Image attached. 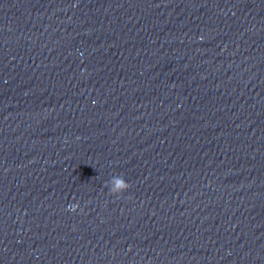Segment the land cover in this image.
Returning a JSON list of instances; mask_svg holds the SVG:
<instances>
[{"label": "clouds", "instance_id": "9594fccd", "mask_svg": "<svg viewBox=\"0 0 264 264\" xmlns=\"http://www.w3.org/2000/svg\"><path fill=\"white\" fill-rule=\"evenodd\" d=\"M107 187L112 195L120 196L126 192L131 185L123 178V176H113L107 183ZM79 207L78 204L69 206V210L75 211Z\"/></svg>", "mask_w": 264, "mask_h": 264}]
</instances>
